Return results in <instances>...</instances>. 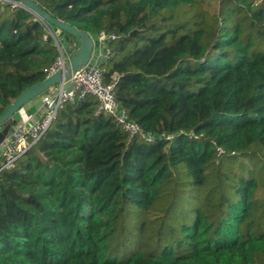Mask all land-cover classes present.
<instances>
[{
    "label": "trees",
    "instance_id": "obj_1",
    "mask_svg": "<svg viewBox=\"0 0 264 264\" xmlns=\"http://www.w3.org/2000/svg\"><path fill=\"white\" fill-rule=\"evenodd\" d=\"M35 1L116 36L104 82L152 140L67 103L0 175V264H264V0ZM57 57L40 18L0 7V116Z\"/></svg>",
    "mask_w": 264,
    "mask_h": 264
},
{
    "label": "built area",
    "instance_id": "obj_2",
    "mask_svg": "<svg viewBox=\"0 0 264 264\" xmlns=\"http://www.w3.org/2000/svg\"><path fill=\"white\" fill-rule=\"evenodd\" d=\"M5 4L22 7L21 3L16 0H0V7ZM44 23L47 26V35L53 38L58 50V57L51 67L46 70V79H48L58 72L69 73L72 69L71 61L79 48V43L74 42L76 43L75 45L66 47L55 34V29H52L48 23ZM97 36L98 50L95 44L92 58L87 66L73 74L70 79H64L58 84V92L44 98L46 113L41 115L39 120L31 126L16 124L11 128L0 147L2 149L0 155V175L4 171L12 169L16 162L37 144L57 118L59 110L64 108L69 102H80L90 96L96 98L98 101L97 114L103 112L108 113L131 136L139 135L148 141L152 140V137L144 134L141 127L129 117L127 111L120 108L119 102L114 94V86L118 79L116 78L115 83L111 85H107L104 82V75L100 65L109 58L111 52L107 45L116 39V36L113 33L106 32H101ZM72 86L74 87L68 92L67 90ZM218 152L219 154L225 153L221 148H218Z\"/></svg>",
    "mask_w": 264,
    "mask_h": 264
},
{
    "label": "water",
    "instance_id": "obj_3",
    "mask_svg": "<svg viewBox=\"0 0 264 264\" xmlns=\"http://www.w3.org/2000/svg\"><path fill=\"white\" fill-rule=\"evenodd\" d=\"M16 1L20 2L23 8L33 13L42 21L48 23L52 28L58 29L75 38L79 43V48L72 58V69L69 71V73L58 72L42 83L30 87L7 108L3 115L0 116V147L11 128L17 124L18 120L15 118L21 112V110L35 98L46 92L49 88L60 84L64 79H70L73 74L87 66L92 58L95 48L93 37L89 32L80 30L77 27H74L62 20L52 17L35 0ZM73 87L74 86L69 88L67 91L70 92ZM45 113L46 105H43L34 115L29 126L38 121L41 115Z\"/></svg>",
    "mask_w": 264,
    "mask_h": 264
},
{
    "label": "rangeland",
    "instance_id": "obj_4",
    "mask_svg": "<svg viewBox=\"0 0 264 264\" xmlns=\"http://www.w3.org/2000/svg\"><path fill=\"white\" fill-rule=\"evenodd\" d=\"M55 34H57V36L61 39V41L63 42V44H65L66 46H70V41H68V34L63 33L62 31L55 29ZM59 90V86L55 85L51 88H49L46 92H44L43 94H41L40 96H38L37 98H35L32 102H30L29 104H34L33 109L39 108L41 105L44 104V98L46 96L55 94L56 92H58ZM27 106H25L22 110H24ZM21 110V111H22ZM18 125H22V122L19 121ZM188 216L187 211L180 209L179 212L177 213V219L175 221V226H177L176 228H179V224H181V222L184 220V218H186ZM150 219L152 220V222L154 220H157V218H155L154 216H151ZM150 222V220L148 221ZM150 226V223L147 225V230L149 233H151V235H153V241L155 242V246H159L158 242L155 240H158L159 236H162V234H160L159 229H152ZM127 232H129V230H127ZM120 248L119 250H117V254L118 255H123V252H126L127 250L130 249H134L138 246V232L137 231H133L131 235L128 236V238L125 240L123 239V241H120ZM165 245V243L162 244V246ZM155 246L154 245H149V246H145L147 249L149 250H155ZM114 254L113 249H112V255Z\"/></svg>",
    "mask_w": 264,
    "mask_h": 264
},
{
    "label": "crops",
    "instance_id": "obj_5",
    "mask_svg": "<svg viewBox=\"0 0 264 264\" xmlns=\"http://www.w3.org/2000/svg\"><path fill=\"white\" fill-rule=\"evenodd\" d=\"M57 35V34H56ZM94 37V36H93ZM94 40H95V44H96V49L98 50V36H95L94 37ZM68 41H70V46H66V47H71V45H75L76 43H74V42H77V41H73V40H71V38H70V36H68ZM44 105V104H43ZM43 105H41L39 108H36L35 109V112L33 113V114H29V111L30 110H32L33 109V106H34V104H28L27 105V107L24 109V110H22L17 116H16V118L15 119H17L18 120V122L19 121H21L22 122V124H26V125H30V123H31V120H32V118L34 117V115L37 113V111L43 106ZM18 122H17V124H18ZM1 152H2V149L0 148V155H1Z\"/></svg>",
    "mask_w": 264,
    "mask_h": 264
}]
</instances>
